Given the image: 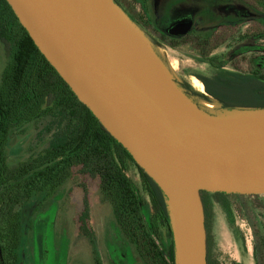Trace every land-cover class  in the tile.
<instances>
[{
    "label": "water",
    "instance_id": "water-1",
    "mask_svg": "<svg viewBox=\"0 0 264 264\" xmlns=\"http://www.w3.org/2000/svg\"><path fill=\"white\" fill-rule=\"evenodd\" d=\"M7 1L78 98L189 219L193 247L175 230L179 264H208L200 192L264 194V108L213 117L167 99L164 89L175 97L178 87L136 51L115 0ZM192 25L178 20L168 32Z\"/></svg>",
    "mask_w": 264,
    "mask_h": 264
},
{
    "label": "trees",
    "instance_id": "trees-1",
    "mask_svg": "<svg viewBox=\"0 0 264 264\" xmlns=\"http://www.w3.org/2000/svg\"><path fill=\"white\" fill-rule=\"evenodd\" d=\"M115 1L123 5L121 0ZM147 1L134 0L142 3L145 12ZM208 30L192 37L187 34L182 37L184 42L174 40L172 44L189 39L201 56L209 57L220 42ZM0 45L8 58L0 79V264H20L22 211L33 196H53L86 176L99 177L104 199L144 264H176L165 192L78 98L7 0H0ZM198 78L204 93L182 86L190 94L219 101L224 108H264V72L257 67L249 73L220 67L211 76L200 74ZM41 122L43 127L38 129ZM29 127L37 131V142L27 157L11 164L10 138L15 131L26 133ZM130 167L138 172L139 188L128 174ZM144 206L148 207V219ZM204 206L207 215L206 202ZM164 233L169 240L167 249L162 245ZM255 235L257 262L264 264V233L256 230ZM96 264L103 262L98 258Z\"/></svg>",
    "mask_w": 264,
    "mask_h": 264
},
{
    "label": "rangeland",
    "instance_id": "rangeland-1",
    "mask_svg": "<svg viewBox=\"0 0 264 264\" xmlns=\"http://www.w3.org/2000/svg\"><path fill=\"white\" fill-rule=\"evenodd\" d=\"M167 1L148 0L146 12L141 2L121 0L123 5L115 2L130 25L150 41L157 70L177 85L198 111L224 116L228 109L219 101H212L217 104L213 111L202 104L206 99L190 94L182 85L187 84L193 91L204 93L205 88L198 75L211 76L220 67L243 73L257 67L264 72V20L245 19L237 24H221L209 29L218 37L220 44L209 57H203L189 39L173 46L174 40L155 30L158 24L166 25L162 17L166 13ZM190 1L197 5L199 0ZM176 15L183 14L177 12ZM201 31L192 32L191 37ZM182 39L179 41L184 42ZM7 62V55L0 45V79ZM42 127L41 122L38 129ZM33 129L29 127L26 133L15 131L12 134L9 142L11 164L27 157L30 148L36 144L37 131ZM128 174L139 188L138 172L130 167ZM215 193L200 192L203 202L208 205L209 262L258 264L255 231L261 235L264 233V194L243 197ZM169 212L176 264H179L170 205ZM148 214V207L144 206L146 219ZM22 222L20 264H96L98 258L103 264H144L104 199L99 177H78L75 184L66 186L53 196L46 193L33 196L23 208ZM163 235L162 245L167 249L169 240L165 233Z\"/></svg>",
    "mask_w": 264,
    "mask_h": 264
},
{
    "label": "flooded vegetation",
    "instance_id": "flooded-vegetation-1",
    "mask_svg": "<svg viewBox=\"0 0 264 264\" xmlns=\"http://www.w3.org/2000/svg\"><path fill=\"white\" fill-rule=\"evenodd\" d=\"M167 3L166 13L162 17L167 23L155 25V30L172 40L179 41L187 34L215 28L221 24H237L245 19L264 20V0H199L197 5L190 0H168ZM177 12L183 15L178 16ZM187 18L193 20L189 32L183 35L168 32L173 23Z\"/></svg>",
    "mask_w": 264,
    "mask_h": 264
},
{
    "label": "bare ground",
    "instance_id": "bare-ground-1",
    "mask_svg": "<svg viewBox=\"0 0 264 264\" xmlns=\"http://www.w3.org/2000/svg\"><path fill=\"white\" fill-rule=\"evenodd\" d=\"M138 30H136L135 28L132 27V34L134 36L133 42H134L136 51L141 53L144 56V58L153 61L154 55H153L152 47L150 45V41L147 40L146 38H144V36H142ZM165 56H166V54H165ZM157 66H158V64H157ZM178 88H176L177 93H176L175 97H172L168 93V91L164 89V94H165L166 98L169 100L175 101V103L185 111H190V112H194V113H198V114L206 115V116L219 117V115H207V114H204V113H201L200 111H198V109L194 105H191L190 103L187 102L184 95L181 93V91ZM174 98H175V100H174ZM202 104L204 106L210 108L211 110H213L217 105L215 102L207 101V100H202ZM171 209H172V214H173V222H174L175 230L177 231V233L179 234L180 237L184 238V240H186L187 243H189L190 246L193 247L195 240H194V236H193V232L191 229L189 219L185 216V214L179 208L173 206ZM179 260L181 263H183L182 258H180Z\"/></svg>",
    "mask_w": 264,
    "mask_h": 264
}]
</instances>
